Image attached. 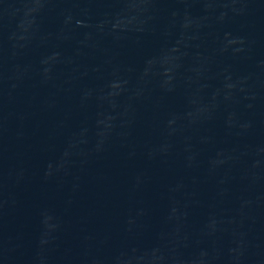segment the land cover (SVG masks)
I'll use <instances>...</instances> for the list:
<instances>
[{
  "label": "water",
  "instance_id": "obj_1",
  "mask_svg": "<svg viewBox=\"0 0 264 264\" xmlns=\"http://www.w3.org/2000/svg\"><path fill=\"white\" fill-rule=\"evenodd\" d=\"M0 264H264V0H0Z\"/></svg>",
  "mask_w": 264,
  "mask_h": 264
}]
</instances>
